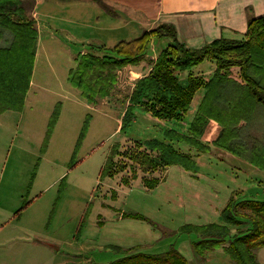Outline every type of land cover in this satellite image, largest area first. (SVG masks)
<instances>
[{"label": "rangeland", "instance_id": "rangeland-1", "mask_svg": "<svg viewBox=\"0 0 264 264\" xmlns=\"http://www.w3.org/2000/svg\"><path fill=\"white\" fill-rule=\"evenodd\" d=\"M25 6L29 16V3ZM64 37L56 30L41 34L46 47H38L23 109L0 114V258H12L10 264H113L127 248L161 253L174 243L189 264L201 263L203 258L192 246L198 237L174 234L173 230L188 222L223 223L222 210L231 196L264 200V171L213 145L219 127L211 124L203 139L210 145L208 152H198L181 141L172 142L177 150L195 158L196 171L173 165L145 174L137 165L135 169L126 165L122 173L101 180L103 166L116 144L118 151L124 152L135 149L138 141L166 140L165 129L185 132L193 109L183 121L172 122L138 108L133 123L121 131L135 82L150 72L154 59L148 54L136 67L142 72L140 78L126 69L119 72L111 94L93 105L69 81L76 58L93 44L68 43ZM150 47L152 52L162 45L158 40ZM238 73L234 68L232 75L238 77ZM186 76L185 72L180 74L183 79ZM201 95L199 90L193 104ZM57 106L59 117L45 144ZM123 160L127 159L115 158L117 164ZM123 176L129 183L122 181ZM144 176L156 177L161 183L147 189ZM122 213L145 215L158 225L136 218L120 220ZM15 226L19 231L13 232ZM248 227L250 223L232 225L231 234ZM13 235L18 237L11 239ZM22 239L23 243L19 241ZM13 246H23L27 253H12ZM221 254L210 256L215 260Z\"/></svg>", "mask_w": 264, "mask_h": 264}, {"label": "trees", "instance_id": "trees-1", "mask_svg": "<svg viewBox=\"0 0 264 264\" xmlns=\"http://www.w3.org/2000/svg\"><path fill=\"white\" fill-rule=\"evenodd\" d=\"M27 3L32 5L26 0H0V114L21 111L32 82L39 33L36 21L27 15ZM165 37L171 41L153 61L150 72L135 82L120 130L125 132L133 123L138 108L159 120L181 122L197 92L204 89V96L185 132L165 129L166 140L145 139L136 142L135 149L124 152L118 151L116 144L103 166L101 180L122 173L126 165L132 169L137 165L145 174L173 165L196 171L195 158L177 150L172 142H184L201 153L210 151L202 136L211 121L221 126L213 145L264 171V15L249 18L243 38L222 37L199 49H189L180 43L175 28L168 24L146 30L139 37L121 41L114 47L91 45L89 51L81 52L76 58L69 81L95 105L111 94L121 70L146 60L153 40ZM205 60L216 65L208 81L192 71ZM234 68H238V77L232 75ZM184 72L189 73L183 79L180 74ZM59 113L57 106L50 118L45 144ZM86 128L87 124L82 135ZM117 155L127 160L117 164ZM121 179L129 183L127 177ZM143 182L147 189H154L161 180L144 176ZM119 218L142 219L158 225L137 213H122ZM222 219L223 223H185L173 232L196 235L198 239L192 245L203 259L209 252L221 248L235 264H260L257 253L264 247V200L231 196L222 210ZM245 223H250V227L239 228L231 234L232 225L240 227ZM113 248L122 250L119 246ZM124 252L113 264H189L174 243L161 253L136 251L134 247Z\"/></svg>", "mask_w": 264, "mask_h": 264}, {"label": "crops", "instance_id": "crops-1", "mask_svg": "<svg viewBox=\"0 0 264 264\" xmlns=\"http://www.w3.org/2000/svg\"><path fill=\"white\" fill-rule=\"evenodd\" d=\"M26 1L32 3L29 6L28 14L30 18L36 21L39 33L36 46V60L39 54L38 47L41 45L42 50L43 47H46L44 45V39L40 40L41 34L44 36L47 32H53L54 30L59 34L64 33V39L68 43L76 42L82 43L83 45L93 44L114 47L121 41H130L139 37L146 30H151L162 24H168L175 28L176 37L180 43L189 49H199L222 37L230 39L243 38L248 30L249 18L264 15V0ZM158 40L161 42L163 48L171 41L168 37L155 39L151 43V46ZM162 47L159 50L155 49L152 52L150 51V57L155 60L163 49ZM143 62L145 60L138 65H128L124 69L131 73L136 72V78H140L142 72L140 70L136 71V67L142 65ZM204 62H207V64H204ZM204 62L201 63L204 64L203 68H196L200 64L194 67L192 71L195 74H197L196 71H204V77L208 81L213 75L216 65L215 62L210 60H205ZM185 73L188 75L189 72ZM201 90V98L196 105L193 103L191 105L190 110L193 109L192 119L205 93L204 89ZM211 124H216L219 127L217 129L218 131H216V137L211 142L213 143L221 132V126L214 121L208 124L202 139L205 138L207 129ZM120 220H123V218H120ZM2 228L3 226L0 230ZM20 228L25 227L21 226ZM15 231H19L17 226H15L13 232ZM173 231H176V229ZM16 237L18 236L13 235L11 239H16ZM19 241L23 243L24 239ZM11 250L12 253H27L23 246H13ZM219 250L211 251L212 253L209 252L206 258L202 259V262L198 264H235L226 258L228 255L223 249H221L222 251ZM214 252H221L223 255L221 254V257L217 256L214 260V257L211 258L210 256ZM257 257L260 264H264V247L259 249ZM11 261L12 258H0V264H10ZM52 264L60 263L52 262Z\"/></svg>", "mask_w": 264, "mask_h": 264}]
</instances>
